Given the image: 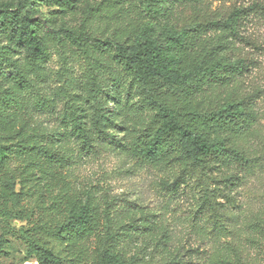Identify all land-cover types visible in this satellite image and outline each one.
<instances>
[{"label":"rangeland","instance_id":"374dc122","mask_svg":"<svg viewBox=\"0 0 264 264\" xmlns=\"http://www.w3.org/2000/svg\"><path fill=\"white\" fill-rule=\"evenodd\" d=\"M157 1L79 0L69 11L50 0H0V147L9 163L0 164V264H36L30 254L34 233L65 264H101L110 248L133 264H264V18L251 15L246 21L241 34L249 44L215 29L201 30L189 40L205 59L252 62L248 75L217 82L205 94L218 106L228 99L254 97L249 121L228 133L250 163L247 169L231 162L205 171L207 177L193 179L175 195L159 184L172 182L177 166H151L132 155L140 130L155 112L144 108L134 80L123 83L112 52L102 54L93 47L86 57L80 54L65 65L55 54L62 46L55 43L49 60L33 61L8 26L13 17L28 15L48 38L53 30L82 29L121 45L132 44L147 28L163 43V27L191 30L253 0ZM98 4L101 11L90 15ZM156 88L183 109L177 98L184 89L159 82ZM92 97L99 99L100 108ZM71 118L93 131L91 147L73 135ZM96 118L103 122L97 134ZM44 129L48 136H40ZM46 140L64 155L62 163L42 158L35 165L32 153L22 154V147ZM231 175L239 178L224 189L229 183L222 179ZM200 183L214 190V199L225 209L215 223L211 214L198 211ZM218 188L231 196L230 203ZM83 204L92 209L91 227L70 232L69 217Z\"/></svg>","mask_w":264,"mask_h":264},{"label":"trees","instance_id":"16d2710c","mask_svg":"<svg viewBox=\"0 0 264 264\" xmlns=\"http://www.w3.org/2000/svg\"><path fill=\"white\" fill-rule=\"evenodd\" d=\"M155 1L158 3L157 0ZM50 2L64 10L72 11L79 0H50ZM159 2L163 3L165 0ZM100 11L101 5L98 4L91 8L89 14L93 16ZM251 15L264 18V0L235 4L222 19L206 20L191 30L178 31L163 27L165 33L163 43H159L152 37L151 31L144 28L130 45L96 39L87 35L82 29L53 30L52 38H48L42 25L28 15H24L21 19L13 17L9 20L8 26L11 27L12 38L26 49L28 57L33 61L49 60L54 54L50 48H55L53 45L55 43L62 46L55 54L61 56L65 65L70 64L68 62L70 58L74 59L80 54L86 57L93 47L102 54L112 52L113 61L125 77L123 83L127 84L128 80H134L135 85L141 90V95L144 96L142 100L144 108L151 113L155 112L153 118L140 130L142 133L137 137L136 144L131 147L132 155L151 166H177L179 170L172 182L163 181L159 184L166 194L175 195L181 193L193 179L199 181L203 176L207 177L205 171L209 173L231 162L244 169L249 166L250 160L244 150L230 142L228 133L234 129H241L249 121L251 112L249 106L254 97L228 99L218 106L212 105L205 94L217 82L223 85L227 80L248 75L252 62L243 58L230 62L220 56L215 59H205V55L192 50L188 42L194 39L193 34L201 30L207 32L215 29L249 44L250 41L241 34V31L243 32L245 23ZM212 55L209 54L211 57ZM19 78L22 79L20 76ZM157 82L172 88L184 89L181 99L177 98V104L182 105L183 109H177L166 95L158 93ZM94 86L101 89L97 82ZM206 101L208 105L204 107ZM93 102L101 107L98 98L94 97ZM71 119L73 135L78 140H83L85 147H91L93 131L82 126L76 119ZM63 122L65 123L66 120ZM94 127V132L97 134L96 130L103 127L102 118L95 119ZM41 131L40 136H48L47 130ZM42 143L30 148L22 147V154L25 155L27 150L30 153L25 156L32 153L35 165L41 164L42 158L45 163H62L65 160L64 155L54 149L52 142L46 140ZM113 144L120 147L115 140ZM0 164L3 167L9 164L5 149L2 147H0ZM238 178L239 176L236 175L223 177L222 180L229 183L224 189L231 186V181ZM200 185L202 196L198 211L211 214L210 218L215 223L218 218L224 217L225 209L222 203L214 199L216 195L211 193L214 190L210 191L203 183ZM220 192L227 203L232 201L225 190ZM91 219V207L83 204L71 213L67 228L70 232H87L91 227ZM35 236L34 233L30 238V254L35 257L36 264H65L50 248L40 244ZM101 264H133V262H127L119 252L110 248L103 252Z\"/></svg>","mask_w":264,"mask_h":264}]
</instances>
